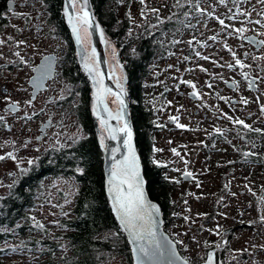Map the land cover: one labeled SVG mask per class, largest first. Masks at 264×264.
<instances>
[{"label": "rangeland", "instance_id": "374dc122", "mask_svg": "<svg viewBox=\"0 0 264 264\" xmlns=\"http://www.w3.org/2000/svg\"><path fill=\"white\" fill-rule=\"evenodd\" d=\"M20 1L18 0L17 3ZM77 3L79 8L78 0ZM174 3L175 0H145L143 4L140 0H123L120 4L119 14L121 18L130 19L132 22L129 33L137 34L146 27L154 29L158 26V21L151 22L155 15L150 9L159 8L160 15L167 17L171 12L176 11L171 7ZM164 4H168L169 7L164 8ZM200 6L207 9L212 15L209 16L206 12L201 17L192 9L194 17L192 14L188 19L193 17L190 22L194 27L177 31L176 37L180 43L175 47L174 53L166 60L154 62L152 73L147 81H153L155 85L147 87L148 97L146 99L147 104L156 112L159 122L164 124L161 129L154 132L155 149L152 154V162L164 166V174L172 183L170 220L166 224L167 230L175 241L183 242L178 243V247L183 256L192 264L204 262L207 254L214 252L217 244L229 229L237 224L261 222L260 217L264 215V167L237 163L231 165L229 163V161H236L235 152L244 142L241 139L242 133H232L239 125L233 124L223 115L227 113L233 118L244 120L253 128H264V113L261 111L264 97L260 92L248 91L244 84H241V89L237 91L230 90L226 86L227 80L236 82L238 73L235 69L227 67V64L234 63V58L225 45H228L237 54L238 52L242 53V50L246 48H241V39L230 34L231 29H225L215 19L218 16L225 19L226 24L239 27L241 21L246 20L245 17L237 14V20L227 19L235 12L236 7H239L241 11L247 9L252 12L251 19L255 20L260 18L261 12H264V5H261L258 0H238V3L226 0L225 4H220L219 0H201ZM190 9L187 10L191 12ZM253 9L255 10L253 11ZM14 16L18 17L19 15ZM248 27L257 33L264 32V28L254 24H248ZM9 31L10 29H5L1 35V38L5 39L11 36L13 41H9V45L1 48L5 58L0 59V106L1 109H4L9 103L5 100V96H10L11 101H19L22 104L24 114L14 115L15 122L20 127L32 126L34 128V143L29 153H26L24 148L13 154L17 157L16 160L7 157V153L11 152L12 143L6 144L0 151V156H5V159L0 160V196L6 194L9 185L16 181L32 164L29 161L35 162L51 147L70 146L86 135L84 127L81 126L77 119L78 116L74 112V107L78 106L81 98L80 82L74 86L69 78L60 74L37 101H33L31 105L26 103L31 99V86L28 79L32 74V68L43 54L56 49L55 45L59 40L46 33L40 35L28 33L26 37L14 36ZM101 31L103 32L102 28ZM45 32H48V25ZM251 32L253 31L244 35ZM24 33L22 24H18L17 34L23 35ZM103 35L109 72L116 84L117 81L123 83L124 74L118 56L120 48L115 41L109 39L107 35L105 36L104 32ZM212 36H216L217 39L210 40L209 38ZM194 37L195 39H193ZM19 40L26 41V44L20 45L17 49L15 41ZM85 40L86 47L89 49L92 35L87 36ZM188 41H192V43L189 44ZM199 42H201L200 46H198ZM10 47L13 50H19L21 55L30 59L31 66L19 63L18 58L10 55ZM196 51H199L201 56H208L209 59L204 60L196 56ZM262 53L264 51L257 53L255 57ZM185 57L188 59L185 60ZM9 60L17 62L8 63ZM257 61L264 67V60ZM245 64L252 65L250 62H245ZM201 69H207V71ZM262 76L264 78V71ZM181 80L192 81L195 83L196 89L181 83ZM209 83L212 84L211 88L207 86ZM261 85L264 89V80ZM164 88L168 89L167 97L161 100ZM197 91L201 95L196 99L192 98L191 93ZM52 96H54L53 101L51 100ZM220 96L228 99L221 100ZM233 99L238 100V103H233ZM243 99H247L248 103L244 104ZM107 106L115 116L119 105L111 93L107 95ZM53 111L55 112L53 120L56 124L48 129L43 141L38 143L36 136L38 133L41 134L40 124L44 123L49 112ZM25 114L31 116V119L21 118ZM204 114L207 117L204 118ZM249 115L250 119H248ZM121 116H123L122 113ZM219 116H221L220 119ZM170 117L177 119L172 120ZM7 120L13 122L11 118H7ZM110 124L113 127V123ZM178 124H183L186 127L180 128ZM217 127L223 131L230 128V132L227 131L225 141L219 140L218 143H214L217 137L214 129ZM6 134L9 133L3 129V137ZM102 134L105 137V146L107 133L101 127L99 136ZM26 137L22 136L21 142L24 143ZM73 138H75V142ZM260 140L257 138L248 144L249 149L258 152ZM156 149L162 151H156ZM172 149H176L179 155L175 154ZM249 168L255 172V175L248 172ZM187 172L192 173V180L184 181L182 176ZM226 184L228 188H225ZM39 192L41 195L37 198V212L36 214L31 213L32 217L35 218V221L46 225L54 235L59 232L62 219L72 216L76 186L71 178L48 177L43 180ZM186 216L189 218L187 221L184 219ZM33 223L35 222L33 221ZM248 227L241 226L231 232L226 257L221 261L230 264L264 263V248L261 247L264 245V224ZM33 233L38 237L42 236L40 231ZM22 240L19 235H16L15 241L0 242V249L10 242L13 244L12 251L2 256L6 263L40 264L47 257L41 253L42 248L26 249ZM213 242L215 246L211 249ZM226 244L227 240L224 239L220 248H224ZM68 248L66 244L63 246V249ZM245 249L246 252L242 251ZM62 252V249L56 251V256ZM109 255V258L101 264H132V260L130 262L127 254L110 252Z\"/></svg>", "mask_w": 264, "mask_h": 264}, {"label": "trees", "instance_id": "16d2710c", "mask_svg": "<svg viewBox=\"0 0 264 264\" xmlns=\"http://www.w3.org/2000/svg\"><path fill=\"white\" fill-rule=\"evenodd\" d=\"M122 1L91 0V3L105 36L115 41L120 48L118 56L127 73V97L147 189L151 198L162 208L164 228L168 232L166 224L170 220L172 183L164 174V166L152 162L154 132L164 124L159 122L156 112L146 102L147 87L155 85L153 81L148 82L147 78L152 73L154 62L166 60L174 53L178 43L173 44L172 41H178L177 30L187 28L185 24L193 20L194 14L191 19L180 16L179 19L158 24L154 29L146 27L137 34H130L132 22L121 18L119 14ZM151 22H157L156 16ZM200 45L201 42L198 43ZM69 54L63 74L74 86L80 82L81 98L78 106L74 107V112L86 135L70 146L51 147L27 167L11 184L12 187L8 188L6 194L0 196V242L15 241L16 235H19L26 249L42 248L41 253L47 257L40 264H101L109 258L110 252L127 254L131 262L126 234L112 213L105 191L104 153L94 125L91 81L74 53ZM167 92V88L162 90L161 100L167 97ZM71 95L73 96V92ZM134 100L137 102H133ZM226 139L227 134H217L214 143ZM260 148L264 152V135L260 140ZM48 177L71 178L76 186L72 216L62 219L60 230L54 235L46 225L37 229L32 216L26 213L41 195L39 190L42 182ZM34 231L42 232V236L38 237ZM65 244L68 249H63ZM12 245L10 242L0 249V264H15L6 263L2 258L12 251ZM214 246L213 242L210 248L213 249ZM61 249L63 252L56 256V251ZM226 251L216 254L217 259L224 260Z\"/></svg>", "mask_w": 264, "mask_h": 264}, {"label": "snow or ice", "instance_id": "6c2138e0", "mask_svg": "<svg viewBox=\"0 0 264 264\" xmlns=\"http://www.w3.org/2000/svg\"><path fill=\"white\" fill-rule=\"evenodd\" d=\"M9 2L14 4L15 0H9ZM140 2L143 4L145 0H140ZM233 2L238 3V0H233ZM258 2L261 5H264V0H258ZM219 3L225 4L226 0H219ZM200 4H201V0H175V3L171 7L176 9L177 11L171 12L170 15L167 17H163L160 15L159 8H152L150 9V11L152 12L153 15L156 16L158 24H163L166 21L179 19L180 16H184L185 18H188L193 14L192 12L187 10L188 8L193 9L194 12L199 14V16L201 17L204 16L206 12L207 15L211 16L212 13L208 12L207 9L201 7ZM163 7L168 8L169 5L164 4ZM254 10L255 9H253V11ZM229 11L231 12L232 10L230 9ZM64 12L65 15L67 16L69 24L72 25V31L75 34L76 42L77 44L80 45L79 55L81 57L85 69L89 72L90 75L93 76L94 81H96L98 85L102 86L101 73L97 67L98 62L96 58L97 57L96 50L95 48L89 50L87 47H85V38L87 36H90L91 31L94 30L96 27L95 22L92 20V14L88 9V0H82V3L79 4V8H78L77 0H66ZM12 14L19 16L25 15L24 13H16L15 11H13ZM237 14L246 18L245 21H241V26L239 27H235L232 24H226L225 19H221L218 16L215 17V19L225 29H231L232 31L230 34L238 36L241 40L248 39L253 44L257 45L259 48H264V39L257 38V36L264 37V32H258L257 35L251 37H247L244 35L249 31H254L253 29H250L248 27V24H254L259 26L260 28H264V12H261L259 14L260 18L252 20L251 19L252 12L248 11L247 9L241 11L239 7H236L235 12H233L232 15L228 16L227 19L235 21L238 18ZM185 26L189 28L194 27V25H192L190 21H188L185 24ZM13 27H15V25H13ZM153 27H156V25H153ZM177 31H179V29ZM193 39H195V37ZM209 39L214 41L217 39V37L212 36ZM9 41H13V37L9 36L7 37V39L0 38V48L9 45ZM172 43L176 44V43H180V41L173 40ZM188 43L191 44L192 41H188ZM24 44H26V41L23 40L15 41V45L17 49L20 47V45H24ZM204 46L206 47L207 44L205 43ZM225 47L228 48V51L231 52V55L234 58V63L227 64L228 68H234L235 66H239L241 69L245 67L248 68L251 67V65H246L237 56V53L233 51L230 47H228V45H225ZM10 55L18 58L19 63H22L27 66H31L30 59H26L24 55H21V52L19 50H13L10 47ZM195 55L201 57L204 60L209 59L208 56H201V53L199 51H196ZM248 55L249 53H245V56ZM3 58H5V54L3 53V51H0V59ZM184 59L187 60L188 57H185ZM252 59L264 60V53H262L258 57H252ZM45 61H46L45 64L41 65L38 69H35L36 71L40 72V75L34 77L31 81L36 86V88H40L44 79L49 75L51 69V58L45 57ZM16 62L17 61L14 60L8 61V63H16ZM213 63L216 62L213 61ZM221 67H223V65H221ZM201 70L205 72L207 71V69H201ZM242 75L245 77V79H247L248 73H242ZM181 83L189 85L193 89H196L195 83H193L190 80H181ZM233 83L235 84L237 82L233 81ZM253 84H254V80L249 81V88L253 87ZM207 86L211 88L212 84L209 83ZM117 88L119 89V91L114 93L111 92V89H107V88H104V91L106 93H111L112 95L115 96V102L119 105L118 111L116 112L115 116H113L112 112L107 109V106L103 105L101 110L106 111L108 115L107 118L101 117L100 119L101 127L104 129V131L111 139H116L117 138L116 134L118 132H123L127 137L124 143L129 148V156H127L125 159L113 165L112 171L108 178L109 192L113 193L112 196L113 209L117 217L119 218L121 225L130 232L133 243L137 245L134 248V252L136 253V264H159L161 258H164L166 264H178V262H180V264H189L187 258L178 257L175 251L174 244L183 243L182 241L177 240L174 242H169L166 240H161L157 235L156 221L153 215L154 211L157 210V208L155 205L149 204L145 198V194L143 191V181L140 178V164L138 157L136 156L135 150L132 147V130L128 121L123 120L122 126L119 128H114L110 124V120L112 119L122 120L123 118L121 116V113L126 108V104L124 101V96L126 95V92L123 83L117 81ZM5 92H7L6 89ZM193 94L196 96L201 95L198 91L194 92ZM34 99L35 96L29 99L26 103L28 105H31ZM219 99L227 100L228 98L220 96ZM5 100L9 102L8 110L16 111L19 109L20 107L19 101H11L10 96H5ZM243 103L247 104L248 100L243 99ZM261 111L264 112V105H261ZM25 115L27 119H31V116H28L27 114ZM97 115H100V113L97 112ZM223 115L233 124L239 125L242 127V129L247 130V132H254L264 135V129L253 128L252 125L247 124L244 120L233 118L232 116H229L227 113H224ZM170 119L176 120L177 118L170 117ZM0 123H6V118L4 115H0ZM178 127L184 128L186 126L183 124H178ZM214 131L216 134L224 135L223 130L218 127L215 128ZM209 135H211V133H209ZM104 139L105 137L102 134L100 136L101 145H104ZM73 141L75 142V138H73ZM156 151H162V150L156 149ZM172 151L175 154L179 155L176 149H172ZM114 153L115 150H113V159H115ZM244 155L245 157L255 156L257 155V153L246 152L244 153ZM7 157L12 160L17 159V157L13 155V153L11 152L7 153ZM3 159H5V156H0V160ZM29 163H33V161H29ZM229 163L232 162L229 161ZM80 171L83 170L80 169ZM185 176L186 177L192 176V173L187 172L185 173ZM9 187H12V185H9ZM225 188H228L227 184L225 185ZM233 195H235V193H233ZM31 219L35 222L34 226L37 229H42L44 227L42 223H40L39 221H35L34 217H32ZM184 219L187 221L189 218L186 216L184 217ZM260 220L264 221V215H261ZM217 235H219V232H217ZM205 244L207 245V242H205ZM261 247L264 248V245H262ZM242 251L246 252L247 250L245 249ZM215 255H216L215 252H209L206 256L204 264H216Z\"/></svg>", "mask_w": 264, "mask_h": 264}, {"label": "flooded vegetation", "instance_id": "af4514ba", "mask_svg": "<svg viewBox=\"0 0 264 264\" xmlns=\"http://www.w3.org/2000/svg\"><path fill=\"white\" fill-rule=\"evenodd\" d=\"M17 2L18 0H15L14 4H10L9 0H0V38H1L2 32L8 28L10 29L9 33H11L14 36H26L27 37L28 33H36L37 35L46 33L49 36L55 37L57 40H59V42L56 43L55 45L56 49L50 50L49 52L43 54L36 61L34 67L32 68V74L30 78L33 76L35 66L40 62L43 56L45 55H55L56 56L55 74L53 78L48 80L47 89L40 91L37 94L36 98L33 100V101H37L50 88L51 83L55 81L56 78H58L60 74L66 77L63 74V67L64 65L67 64V60L69 59V55H70L69 52L74 53V56L78 60L77 52L74 47L73 37L71 33L69 32L68 27L65 22V17H64L65 0H38V1L21 0L19 3ZM13 11L18 12V13H24L25 15L15 17L12 14ZM35 11L36 13L34 14ZM18 24H22L24 28L25 33L23 35L17 34ZM13 25H15V27H13ZM47 25H48V32H45V28L47 27ZM252 34L257 35V32L253 31L251 33L246 34L245 36L248 37L249 35H252ZM257 37L258 39H264V37H261V36H257ZM240 44L242 45L241 48L244 47L246 49H243L242 53L238 52L237 56L244 63L250 62L252 65L250 68L245 67L241 69L239 66H235L234 68H231V69H235L238 73V77L236 79L237 83L235 84L233 83L232 86L231 85L229 86L228 82L230 81L233 82V80H227L226 86L230 90L237 91L241 89L242 87L241 84H244L248 88V91H251L254 93L260 92L262 93L264 97V89L261 85L262 81L264 80L262 76L264 67L262 64L258 63L256 59H252V57H255L257 53L264 51V48H259L252 42L247 41L246 39L241 40ZM85 46H87V44H85ZM0 51H1V48H0ZM245 53H249V55L245 56ZM242 73H248L247 79H245ZM30 78L28 79V83H29ZM253 80H254L253 87L249 88V81H253ZM32 90L33 88L31 87V96H32ZM51 100L52 101L54 100V96H52ZM232 102L238 103V100L233 99ZM7 105L5 106L4 109H1V106H0V115H4L6 118V123H0V151L4 148L6 144L12 143L11 153L15 154L16 152H19L24 148L26 149V153H29L34 143V139H33L34 128L32 126H28V127L21 126L20 127L18 123L15 122L16 118L14 115L24 114V111L22 110L23 109L22 104H20L19 109L14 112L8 110ZM54 116H55V112L53 111V112H49L48 117H47V119H52L53 121V124L51 125V127L56 124V122L53 120ZM24 117L26 118V115L21 118H24ZM205 117H207L206 114H204V118ZM7 118L13 119V122L8 121ZM220 118L221 116H219V119ZM250 118L251 116L249 115L248 119ZM42 124H40V126ZM255 128L264 129L262 127H255ZM3 129L6 130V133H9V134H6L4 137L2 135ZM48 129L46 130V132L48 131ZM39 130H40V127H39ZM227 131L230 132V128L224 129L223 131L224 135L228 133ZM46 132L44 133L41 132V134L39 133L37 134L36 141L38 143L43 141V138L46 135ZM232 133L233 134L242 133L241 139L244 142V144L242 143V145L235 152L236 161L235 160L231 161L232 163L230 164L233 165L237 163L241 165L247 164L248 166L256 165V166L264 167L263 150L260 148L258 152H255L254 150H251V148L249 149V146H248V144H250L252 141L254 142L257 138L262 139L263 135L254 133V132H247V130L242 129L241 126H238L237 128H235L234 132ZM224 135H219V136H224ZM22 136H27L24 139L25 140L24 143L21 142ZM246 152H255L257 153V155L245 157L244 153ZM248 172L252 173V175H255L254 174L255 172L251 168L248 169Z\"/></svg>", "mask_w": 264, "mask_h": 264}, {"label": "water", "instance_id": "95a60500", "mask_svg": "<svg viewBox=\"0 0 264 264\" xmlns=\"http://www.w3.org/2000/svg\"><path fill=\"white\" fill-rule=\"evenodd\" d=\"M80 3H82V0H79ZM66 3V0H65ZM12 4V3H10ZM88 9L92 14V20L95 22V29L91 31V35H92V43L91 46L89 48V50H91L92 48H95L96 50V54H97V62L99 65V71L101 73V79H102V86L98 85L96 81H94L93 76L89 74V72L85 69L84 64L81 60V57L79 55V51H80V45L77 44L76 42V38H75V34L72 31V25L69 24L67 16L64 14L65 17V22L66 25L68 27L69 32L71 33L72 37H73V42H74V47L75 50L77 52V57H78V61L80 66L82 67V69L86 72V74L89 76V79L91 81V85H92V94H93V119H94V125H95V130H96V134L98 137V141L100 144V147L104 153V160H103V171H104V184H105V191L106 194L109 198V203L112 209V213L114 214L119 226L122 228V230L124 231V233L126 234L128 243L130 245V252H131V258H132V264H136V253L134 252V248L137 246L136 244L133 243L132 237L130 235V232L128 230H126L120 223L119 218L117 217L114 209H113V193L109 192V185H108V178L109 175L112 171V167L114 164H116L117 162L125 159L127 156H129V148L125 145L124 141L127 138L126 135L123 132H118L117 133V138L116 139H111L108 135H107V141H106V145H101L100 143V136H99V132H101V124H100V119L101 117L107 118L108 113L106 111H102V107L103 105L107 106V95L106 92L104 91V88L107 89H111L112 92H117L119 91V89L117 88V84L114 82L110 72H109V68H108V62H107V57H106V52H105V47H104V43H103V32L101 31V27L98 23L97 17L95 16V13L93 11V6L91 3V0H88ZM71 11V10H70ZM102 32V35H101ZM254 36L249 35L248 37ZM258 38V37H257ZM247 41L251 42L250 40L246 39ZM257 46V45H256ZM86 47V46H85ZM258 47V46H257ZM45 57H49L51 58V69L49 72V75L44 79V81L42 82V85L40 88H36V86L31 82L32 79L34 77H37L40 75L39 71H36L35 69H38L41 65L45 64ZM117 60H118V56H117ZM119 64V63H118ZM120 65V64H119ZM122 71L124 72V80H123V85H124V89L126 92V95L124 96V101L126 104V108L122 111V120H117V119H112L110 120V122H112L115 125V128H119L122 126L123 120H127L131 130H132V147L135 150L136 156L138 157L139 160V164H140V178L143 181V191L145 194V198L147 200V202L149 204L155 205L157 210L154 211L153 215H154V219L156 221V230H157V235L161 240H166L169 242H174L175 240L172 238V236L165 230L164 228V217H163V212H162V208L160 206V204L151 198V196L149 195L148 189H147V180L146 177L144 175V168H143V163L140 157V154L138 152V148L136 145V139H135V132H134V128H133V123H132V119H131V114H130V102L128 100L127 94L128 91L126 90V86H127V73L125 72V70L122 68V66L120 65ZM55 70H56V56L55 55H45L42 57V59L40 60V62L35 66L34 68V73L33 76L30 78L29 80V85L33 88L32 90V96H37V94L40 91L46 90L47 89V82L49 79L53 78L54 74H55ZM228 85L232 86L233 82L230 81L228 82ZM114 88V90L112 89ZM194 92L191 93V97L196 99L197 96L193 94ZM99 97V99H98ZM8 107V105H7ZM95 108V110H94ZM108 109V106H107ZM14 112V111H13ZM97 112L100 113V115H97ZM172 122V121H171ZM53 124L52 119H47L41 126H40V131L42 133L46 132V130L48 128L51 127V125ZM41 137V136H40ZM113 150H115V159H113ZM184 181H189L192 180V176H188L186 177L185 174H183L182 176ZM261 224H264V222H248L242 225H237L235 227H232L231 229H229L224 236L222 237V239L219 241V243L217 244L216 249L214 250L215 254L219 253V252H223L225 251L228 246H229V239H230V235L231 232L236 229L239 228L241 226H250V227H257ZM226 239L227 240V244L224 248H220V244L221 242ZM175 247V251L177 253V256L180 258H185L183 256V254L181 253L179 247H178V243L174 244ZM215 260H216V264H230L229 262H223L221 260L217 259V256L215 255ZM189 261V260H188ZM159 264H166L164 258H161L159 261ZM178 264H180V262H178ZM189 264H191V262L189 261ZM200 264H204V262L200 263Z\"/></svg>", "mask_w": 264, "mask_h": 264}, {"label": "built area", "instance_id": "2783aa9c", "mask_svg": "<svg viewBox=\"0 0 264 264\" xmlns=\"http://www.w3.org/2000/svg\"><path fill=\"white\" fill-rule=\"evenodd\" d=\"M36 212H37V201H36V203H35L30 209H28V210L26 211V213H27V214H30V215L32 216L31 213L36 214Z\"/></svg>", "mask_w": 264, "mask_h": 264}, {"label": "bare ground", "instance_id": "6f19581e", "mask_svg": "<svg viewBox=\"0 0 264 264\" xmlns=\"http://www.w3.org/2000/svg\"><path fill=\"white\" fill-rule=\"evenodd\" d=\"M79 1V0H78ZM80 2V1H79ZM103 36V35H102ZM103 41H104V39H103ZM97 67H98V69H99V65H98V63H97ZM113 90H114V88H112ZM115 91V90H114ZM112 92V91H111ZM114 93V92H113ZM108 94H110V93H106V95H108ZM110 111V110H109ZM111 123V122H110ZM113 127L115 128V126H114V124H113ZM107 135V134H106Z\"/></svg>", "mask_w": 264, "mask_h": 264}]
</instances>
